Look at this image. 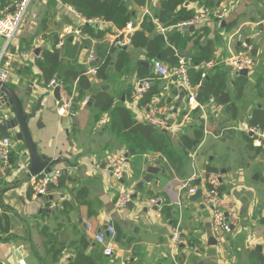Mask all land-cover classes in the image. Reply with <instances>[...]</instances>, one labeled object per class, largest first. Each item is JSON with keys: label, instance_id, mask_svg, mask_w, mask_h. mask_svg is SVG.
<instances>
[{"label": "crops", "instance_id": "obj_1", "mask_svg": "<svg viewBox=\"0 0 264 264\" xmlns=\"http://www.w3.org/2000/svg\"><path fill=\"white\" fill-rule=\"evenodd\" d=\"M6 1L0 0V13ZM160 1L146 0L147 5H136L133 0H126L135 12L134 19L129 21L136 24L131 38L145 17V6L153 16ZM209 3L227 5V16L219 21L196 25L193 30L182 28L183 33L194 32L193 39L187 43L184 53L176 50L183 56H189L193 62V56H198L199 49L208 44L212 51L211 59L219 64L245 50L257 61L254 72L243 75L248 77V82L240 98H234L232 82L241 74L229 67L227 87L232 100L218 104L214 96H208L202 102L201 96L200 101L206 104L205 113L196 108L189 120L185 119L188 110L182 90L173 86L170 80L161 79L159 96H153L151 101L157 96L160 104L169 109V118L173 122L182 121V125L172 131L159 130L177 137L195 119L203 122L202 139L194 141V148L188 151L196 153L195 157L189 158L187 154L183 157V166L179 167L169 165L166 158H160L158 153L133 155L132 149L110 130L108 114L104 113L97 119L98 111L91 106L92 92L103 90L114 97L116 105L128 108L135 118L144 117L142 106L148 102L142 103V98L136 101L133 93L140 80L136 75V64L146 60L145 51L134 48L131 42L124 47H112L113 38L125 26L118 28L110 21L103 24L80 22L70 9L73 7L60 0L32 2L22 35L17 37L10 51L34 47V52L28 59L13 63L9 86L27 102V111L39 104L35 116L28 120L29 131L38 153L51 159V170L61 168L63 175L58 184L51 187L47 197L34 198L29 188L27 148L23 151L27 161L21 172L11 147L10 165H0L1 264H5L14 252L17 264L20 260L24 264H71L79 251L91 257L95 264H258L264 260V147L255 146L253 142L250 145L245 138V133L256 138L246 131L247 127L264 125L250 122L254 109L264 112V93L258 96L255 87L256 78L264 74V27L260 24L264 21V0H187L182 5L194 14L198 7ZM154 23L156 30L165 36L175 29L156 20ZM83 24L98 27L101 31H96V35L83 31ZM161 27L166 28L164 33ZM67 28H80L86 38L79 44L73 33L65 32ZM29 42L31 44L26 47ZM3 44L4 39L0 36V50ZM53 47L59 52L60 73L65 69L83 70L93 86L81 100L76 101L77 80H74L72 91L68 92L73 94L76 102L74 116L57 114L56 98L53 92L46 91V83L35 64L42 49ZM123 48L128 54L127 61L118 66V50ZM90 52L94 59L88 61ZM109 55L111 61L106 69V78L85 74L88 68L98 69ZM157 60L165 63L157 57L152 65ZM24 68L30 73H18ZM33 92L34 100H31L29 95ZM85 98L89 101L82 104ZM210 98L214 99L215 105L210 104ZM7 112V107L0 104V121L3 113ZM225 121H229V125H223ZM16 131L0 128V138L2 134L12 135ZM202 149L205 153L214 152L212 159L219 160L221 166L216 168L201 157ZM111 153L128 156L126 171L119 180L111 176L105 165ZM177 153H181L180 148H177ZM185 157L188 158L186 163ZM156 160L165 166V172L155 175L150 183L138 190L135 185L144 175L146 165ZM208 165L220 175L222 194L235 203L240 214L238 223L231 232L224 234L219 244L214 238L215 244L209 243V238L213 237L210 213L201 212L200 208L203 210L205 206L201 204L198 208L200 199L186 198V192L179 187L181 181L195 175L193 184L205 188ZM124 190L138 196L132 198V206L117 210L116 199ZM151 196L165 197L173 214L166 216L161 208L148 206L145 201ZM178 222L182 236L173 259L169 234ZM107 225H113L115 229V254L111 257L104 254L103 244L96 240L99 232L105 233ZM106 236L109 239L108 234Z\"/></svg>", "mask_w": 264, "mask_h": 264}, {"label": "trees", "instance_id": "obj_2", "mask_svg": "<svg viewBox=\"0 0 264 264\" xmlns=\"http://www.w3.org/2000/svg\"><path fill=\"white\" fill-rule=\"evenodd\" d=\"M64 4L71 5L81 16L85 18L101 17L106 21L112 22L118 28H123L127 22L134 19L135 12L129 8L126 0H60ZM136 5L145 4L146 0H133ZM187 0H161L159 7L154 10L153 16H145L131 38V45L134 48H142L145 51L146 60L139 61L136 64V75L139 79H151L150 89L140 100L142 103H149L153 96H159V84L161 79L153 72L152 61L159 57L167 65H174L178 62V56L175 54V49L182 50L184 53L187 43L193 39V33H183L182 27L177 24L190 19L193 16L192 10L185 8L184 2ZM183 4V5H182ZM218 4H206L203 6H211ZM158 21L165 27L173 26L175 29L167 33L166 36L156 30L154 21ZM45 24V19L42 20ZM208 24V23H203ZM202 24V25H203ZM81 25V24H79ZM82 30L96 35V31H101L100 28L83 24ZM149 34V35H147ZM196 42V41H195ZM31 44L29 42L28 46ZM127 53L125 49L118 50L117 63L119 66L127 61ZM212 58V51L208 48V44L203 45L199 49V55L193 56V67L189 69L191 82L195 85L203 86L202 98L204 100L208 96H214L216 103L227 104L230 102L231 93L228 90V70L229 66L225 63H218L207 69L206 76L201 80L203 68L198 69L195 66H200L203 62L209 61ZM111 61L109 55L106 61L98 66L97 76L106 78V69ZM35 64L40 70V74L45 83L55 77L65 87L68 92L72 91L74 80H77L75 96L76 101L81 100L86 91H91L93 86L91 81L84 75L83 70L65 69L62 73L59 72L61 63L59 60L58 49L44 48L41 51V57L37 58ZM195 65V66H194ZM18 73L29 74L27 68L18 70ZM248 82V77L243 75L235 76L233 80L234 98H240L245 84ZM257 87V95L263 96L264 93V74L257 77L255 81ZM92 107L97 109L99 119L104 113L108 114V124L112 130L125 144L127 148L132 149L133 155L143 156L148 153H158L160 158H166L169 165L183 166V157L188 154V151L194 148V141H199L203 137V122L201 119H195L193 123L185 126L180 131L179 136L173 137L170 134L160 131L153 125H149L143 118H135L130 110L124 105H116L114 97L108 92L97 90L92 92ZM161 102V101H160ZM162 104V103H161ZM74 102L73 107H75ZM251 123H264V112L261 109H254L251 117ZM190 130H192L190 132ZM10 136L9 133L2 134L1 137ZM245 138L251 145L254 136L249 137L245 133ZM177 148H180L181 153H177ZM13 159V157H12ZM216 172V169L207 166L205 174ZM220 191L222 188L220 186ZM161 212L166 216L173 214L170 206L164 204L161 207ZM1 264V263H0ZM71 264H95L94 260L85 255L82 251L77 253L74 261ZM258 264H264V260Z\"/></svg>", "mask_w": 264, "mask_h": 264}, {"label": "built area", "instance_id": "obj_3", "mask_svg": "<svg viewBox=\"0 0 264 264\" xmlns=\"http://www.w3.org/2000/svg\"><path fill=\"white\" fill-rule=\"evenodd\" d=\"M34 0H7L0 13V36L4 39V44L0 50V85L11 83L13 76V63L23 59H28L34 52V47L27 49L15 48V51H10V46H15V40L17 39L16 32L22 23L23 18L30 11L31 4ZM147 5V4H145ZM71 11L79 18L83 23H107V21L101 17L85 18L81 16L76 10L71 8ZM228 6L224 4L201 6L195 10L193 16L177 24L178 27L183 25H201L212 20H222L228 14ZM144 16L152 17L151 10L145 6ZM260 24L264 27V21ZM136 24L128 22L125 27L117 34L112 40V47H124L131 42V33L135 30ZM162 33L166 28H160ZM67 33H73L76 41L81 44L86 38V35L80 28H67ZM244 47H248L246 43H243ZM175 54L178 56V62L174 65H167L159 60L153 63V72L160 78L170 80L173 86L180 88L184 94L186 107L188 114L185 119H191V113L196 108H199L202 113H205L206 104L202 103L198 99V87L200 85L193 84L190 79L189 69L193 67L192 59L189 56H183L176 49ZM94 59L93 53L88 55V61ZM224 63L233 69L234 72L239 73L241 70H247L248 73L254 70L255 62L253 58L245 51H239L231 57L225 59ZM218 64V61L211 59L203 62L200 66L204 69L201 73V79L206 76V70ZM85 74H97L96 68H88ZM151 79L142 78L138 81L133 97L136 101L141 99L145 93L150 89ZM55 87H59V98L55 100L56 112L59 116H74L76 114L73 110L74 96L72 93H68L63 84L59 82L55 77L51 78L45 85V89L48 92H53ZM2 101L1 88H0V104ZM89 99L85 98L82 104L88 102ZM211 105H215L214 99L210 98ZM218 107V106H217ZM144 110V121L150 123L158 129L165 131H172L179 128L182 125V121H172L169 116V109L160 104L159 98H156L142 106ZM220 108V106H219ZM6 117V115H4ZM247 132H250L256 136L253 143L255 146L264 147V125L262 126H249L246 128ZM15 137V133L10 136L0 138V165L7 167L10 165L12 149L11 138ZM194 152H189V158L195 157ZM128 156L124 153H111L107 156L105 165L111 176L119 180L123 177L126 171V163ZM63 175L61 168H55L50 171L43 170L36 175L29 176V188L34 198L47 197L49 195L52 186L57 185L60 177ZM195 175L180 182V190L186 192L187 195H193L196 193L198 186L193 184ZM221 180L220 175L216 172H211L205 176V188L202 189L201 201L205 207H208L211 215V233L216 241V244L222 242L224 234L233 230L234 226L238 223L240 214L237 206L234 202L228 200L225 195L220 191ZM132 200V193L130 190H124L120 193L115 202V209H125L128 203ZM146 203L150 207L161 208L164 204H167L166 198L163 196H151L148 197ZM108 234L109 239L106 235ZM115 229L113 225H107L104 232H99L96 235V240L103 244V252L106 256L111 257L115 254L114 243ZM181 230L179 223L171 228L169 234V248L170 255L174 259L176 251L179 248L181 242ZM20 264H24L22 260ZM126 264V263H122Z\"/></svg>", "mask_w": 264, "mask_h": 264}, {"label": "water", "instance_id": "obj_4", "mask_svg": "<svg viewBox=\"0 0 264 264\" xmlns=\"http://www.w3.org/2000/svg\"><path fill=\"white\" fill-rule=\"evenodd\" d=\"M30 19H33L32 17ZM27 20V16H25L22 20V23L19 26V29L16 32L17 37H21L22 30L24 28V24ZM183 29H194V25H183ZM35 52H38V50H35ZM94 64V63H93ZM241 75H247V70H241L239 72ZM1 88V95H2V101L1 104L5 105L8 109L7 113H3V119L0 121V128L7 129V130H15L17 129L15 133V137L17 140H23L24 145L27 148V152L30 158V166L28 167L29 176L30 175H36L40 173L43 170L50 171L52 162L51 159L46 158L42 155H40L37 151L36 143L33 141L31 133L29 131L28 127V120L32 119L35 116V113L37 111L38 106L34 107L31 111H27L26 104L27 102L23 101L17 93L7 84L0 85ZM203 92V86L198 87V99L200 100ZM53 95L57 99L59 98V87H55L53 90ZM10 112V114H9ZM6 115V117H4ZM151 125L150 123H148ZM253 135L252 133H250ZM127 156V154H125ZM187 157L184 158V161L186 163ZM165 172V166L161 164L160 160H156L153 164H147L144 169V175L140 178L139 181L136 183V188L138 190H142L144 188V185L147 183H150L151 180L155 175H158L159 173ZM202 194V189L200 187L197 188V191L193 195H187L186 198H189L190 200L197 201L200 199ZM137 194H132V198H136ZM132 200L128 203L127 206H132ZM157 209V207H154V209ZM262 222L264 223V216L262 219ZM210 244H215V241L213 237L209 238ZM259 248V247H257ZM5 264H17L16 262V252H14L10 259Z\"/></svg>", "mask_w": 264, "mask_h": 264}, {"label": "rangeland", "instance_id": "obj_5", "mask_svg": "<svg viewBox=\"0 0 264 264\" xmlns=\"http://www.w3.org/2000/svg\"><path fill=\"white\" fill-rule=\"evenodd\" d=\"M10 48H11V46H10ZM252 56V55H251ZM255 58V57H254ZM256 59H254V62H255V64H256V61H255ZM255 69V68H254ZM254 72V70L253 71H251L250 73H253ZM34 95H35V93L33 92L31 95H29L30 96V98H31V100H34ZM21 96V95H20ZM22 100H23V98L22 97H20ZM30 100V102H31V104H33L32 103V101ZM39 104H36L35 106H38ZM9 114H10V112H9ZM197 117H199V116H197ZM215 121V120H214ZM223 125H225V126H227V125H229V121H225V122H223ZM21 143V144H20ZM20 145H22V146H20ZM11 147L13 148V150H14V157H15V161H16V164L18 165V168L19 169H21V168H23L24 167V164H25V162L27 161V156H26V154L23 152L24 151V148H25V145H24V142H23V140H17L16 138H14V137H12L11 138ZM214 154V152H212V153H209V152H206L205 153V150L204 149H202V151H201V153H200V156L201 157H204L205 158V160L207 161V162H209V163H211L212 165H214L216 168H218L219 166H221V162L219 161V160H217L216 158L213 160L212 159V155ZM16 167V166H15ZM23 171V169H21V172ZM201 185L203 186V182L201 183ZM183 196L182 197H184V194H182ZM45 198V197H44ZM183 199V198H182ZM146 202V201H145ZM148 206H149V204L148 203H146ZM201 204H203L202 203V201H201V199H200V201H199V203H198V208H199V205H201ZM200 211L201 212H207V213H210V210H209V208L208 207H205V209H203L202 210V208H200ZM180 222V221H179ZM178 222V223H179ZM214 248V247H213ZM212 248V249H213Z\"/></svg>", "mask_w": 264, "mask_h": 264}]
</instances>
